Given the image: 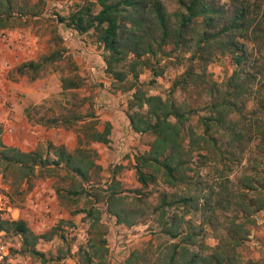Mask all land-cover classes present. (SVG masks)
<instances>
[{"label":"trees","instance_id":"trees-1","mask_svg":"<svg viewBox=\"0 0 264 264\" xmlns=\"http://www.w3.org/2000/svg\"><path fill=\"white\" fill-rule=\"evenodd\" d=\"M177 3L178 10L171 14L161 0H81L67 16L58 17L59 23L77 34H94L96 43L103 50L105 72L115 83L132 81L130 90L133 92L127 104L130 129L136 135L153 138L149 150L134 157L133 168L141 186L134 201L138 205L143 204L147 196L143 190L157 185L159 180L166 188L179 189V193L160 192L157 204L152 208L151 214H157L154 221L160 226L161 234L171 241L166 250H157L153 254L134 250L125 263L264 264L253 260L243 262L237 252L247 240L250 227L255 224V214L264 211V168L259 170L253 158L259 154L264 159V121L254 117L255 110L246 112L250 101H257L258 108L264 111V96L255 97L253 94L257 80L264 79V0L260 4L250 0H230L229 6L218 5L211 0H177ZM13 14L12 0H0V33L9 27ZM53 34L54 42L60 45V36L55 31ZM249 45L257 50V56L262 59L260 64L258 59H252L254 54ZM168 46L173 51L189 53L190 64L181 78L173 82L166 98L149 95L137 82L139 75L144 70H150L154 77L163 75L164 68L155 67L153 63L162 54L169 56L164 52ZM224 55L230 56L235 69L222 84H217L208 80L206 70L210 63ZM64 60L70 62L69 72L73 75L61 78L62 90L80 88L82 81L72 64V56L64 47L40 56L37 61H26L15 71L35 80L47 65ZM254 62L256 64L252 65ZM198 84L205 87L209 97L206 106L209 114L200 118L203 126L200 136L187 126L196 111L177 105L172 97L177 87L187 90ZM85 101L83 99L78 105H73L68 116L51 117L41 122L49 128L74 129L77 146L73 152L62 144L56 146L51 143L45 154L39 150L23 152L3 145L0 139V163L4 170L14 172L27 183L37 170L51 175L53 169L62 167L68 176L77 178L83 185L92 186L96 191L98 188L92 179L97 177L101 167L95 162L97 153L91 145H109L112 126L106 123L99 131L93 114L78 116L76 109ZM80 121L84 123L76 126ZM213 129L222 141L218 148V139L211 135ZM1 132L0 127V137ZM199 150L206 153L198 158L200 167L207 165L208 156L218 155V161L216 158L213 161L225 165L221 171H230L226 163L232 158L239 164L244 151L251 154L252 160L237 180L235 190L225 182H219L216 190L205 185L200 176H187V171H191L189 161ZM49 151L54 159L49 158ZM120 188V182L113 175L111 182L100 189L104 194L105 212L115 218L116 224L130 226L134 224L133 216L137 210L127 209L126 198L122 196L124 190ZM78 193L75 192L76 195ZM89 196L96 200L95 204L99 202L96 192ZM170 211L172 215H168ZM84 213L90 221L89 234L96 231L97 238L90 239L88 248H84L82 264H105L107 242L101 231L100 209L93 207ZM193 213L199 214L201 219L197 226L189 220L184 221V216ZM205 226L216 240L214 246L204 243ZM0 231L19 236L22 253L45 261V254L36 249L41 236L35 235L24 220L0 216Z\"/></svg>","mask_w":264,"mask_h":264},{"label":"rangeland","instance_id":"rangeland-1","mask_svg":"<svg viewBox=\"0 0 264 264\" xmlns=\"http://www.w3.org/2000/svg\"><path fill=\"white\" fill-rule=\"evenodd\" d=\"M80 1L12 0L14 14L10 18L9 27L0 33V127L2 129L0 139L3 145L23 152L39 150L45 154L48 151V144L56 146L62 144L69 152H73L77 146V133L74 129L49 128L43 126L41 122L51 117L68 116L72 106L78 105L83 99L87 101L76 109L78 116L93 114L97 130L102 131L106 123H109L112 129L116 128L119 132L125 128L124 132H127L125 136L130 135L124 124L128 122L127 104L133 92L130 90L132 81L118 84L105 72L103 50L96 43L93 33L73 35L74 31L71 28L58 22L59 16H67ZM211 1L218 5L230 4V0ZM161 2L171 14L179 8L177 0H161ZM250 2L260 4L263 0H250ZM53 31L60 36L62 41L60 45L54 42ZM8 33L10 35L7 36ZM80 46L83 49H78ZM61 47L72 56V64L82 81L80 88L69 91H63L61 88V78L73 75L69 72L71 67L67 60L47 65L35 80H30L28 75H18L15 71L22 63L37 61L40 56ZM249 48L254 54L252 59H258L260 64L262 59L257 56L255 47L249 45ZM171 49V46L165 47L164 52L169 56L162 54L153 63L155 67L164 68L163 75L154 77L150 70H144L139 75L137 82L149 95L166 98L173 82L181 78L190 64L189 53L173 51V49L169 53ZM262 53L264 54V50ZM252 68L250 67V70ZM234 69L229 55L219 56L208 65L207 78L214 83L222 84ZM199 84L187 90L179 86L173 91L172 97L177 105L196 111L195 115L190 117L187 126L200 136L203 134L200 118L209 114L206 107L209 97L204 91L205 87ZM263 93L264 79H258L253 86V94L255 97H263ZM246 110V112L255 110L254 117L264 121V111L258 108L257 101L256 103L250 101ZM83 123L84 121H80L76 126H81ZM9 127L12 129L11 132H8ZM133 134L135 133L132 131L130 136H134ZM211 135L218 139L216 148L221 146L222 141L216 129L211 131ZM152 139L150 135L134 137L130 140L137 144H130L126 148L112 146V143L107 146L92 144L91 149L97 153L95 162L101 167L97 177L92 179V183L96 184L95 188H98L96 191H93L92 186L83 185L77 178L68 176L62 167L53 169L51 175L37 170L26 183V180H21L14 172L4 170V166L0 163V216L10 220H24L35 235L41 236L36 249L46 256L45 261L42 262L36 257L22 253V239L12 233L0 231V240L7 246L9 253L3 264H82L84 248H88L90 239L97 238L96 231H92V235L89 234L90 221L85 218L84 213L93 207L100 209V223L103 224L101 231L107 242L105 264H126V258L134 250L152 252V254L157 250L164 252L171 241L161 234L160 226L154 221L157 214H151L152 208L156 206L160 192L165 190L179 193V189L176 191L166 188L159 180L157 185H150L148 189L143 190L142 193L147 195L143 204L138 205L133 199L139 196L137 190L141 188L133 168L134 157L147 152ZM209 149L214 150L212 146H209ZM49 152V158L54 159L51 151ZM205 154L204 150L193 154L188 164L191 171H187V176H200L205 185L212 186L216 190L219 182H225L230 189L235 190L237 180L248 166L249 160H252L251 154L244 151L239 157V164L236 163L235 158H232L226 163L230 166V171H221L225 165L217 162L218 155L217 157L207 155V165L200 167L198 158ZM214 158L217 161H213ZM253 158L259 170H263L264 159L259 154ZM113 175L121 184L120 190H124L122 196L126 198L127 209L137 210V214L133 216V225H118L115 218L105 212L104 194L100 189H104L111 182ZM75 192L79 193L76 195ZM95 192L99 198L97 204L94 203L96 200L89 196ZM141 198L143 199L142 196ZM178 214L181 215L180 212ZM168 215H172V211ZM187 220L195 226L201 221L199 214L196 213L184 216V221ZM204 228L206 230L204 243L214 246L216 240L212 232L207 226ZM45 235L51 238L42 237ZM199 239L201 240L200 237ZM237 252L243 262L253 260L264 263V211L255 214V224L250 227L247 240Z\"/></svg>","mask_w":264,"mask_h":264},{"label":"crops","instance_id":"crops-1","mask_svg":"<svg viewBox=\"0 0 264 264\" xmlns=\"http://www.w3.org/2000/svg\"><path fill=\"white\" fill-rule=\"evenodd\" d=\"M77 33H74L73 35H75ZM78 35V34H77ZM74 41V39L72 40ZM83 45V44H82ZM83 49V47H78V49ZM81 52H83L81 50ZM124 125H126V131H128V133L130 132V135L132 133V130L130 129V126H129V121L127 122V124L125 123ZM125 128L121 131H117L116 128H113L112 129V133H111V136H110V140H111V143H112V146H116V147H128L130 144H137V142H132L130 139H134V137H140L141 135H136V134H133L134 136H128L127 135L125 136V133L127 132H124ZM127 137V138H126Z\"/></svg>","mask_w":264,"mask_h":264},{"label":"built area","instance_id":"built-area-1","mask_svg":"<svg viewBox=\"0 0 264 264\" xmlns=\"http://www.w3.org/2000/svg\"><path fill=\"white\" fill-rule=\"evenodd\" d=\"M72 31H74V30L72 29ZM74 33H76V32L74 31ZM8 35H10V33H8L7 36ZM3 37L5 38V34H3ZM9 126H10V124H9ZM11 131H12V129H11V127H9L8 132H11ZM8 256H9L8 248L0 240V264H3L5 262V260L7 259Z\"/></svg>","mask_w":264,"mask_h":264}]
</instances>
